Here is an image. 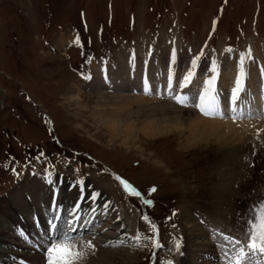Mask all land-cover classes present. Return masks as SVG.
<instances>
[{"label": "rangeland", "instance_id": "obj_1", "mask_svg": "<svg viewBox=\"0 0 264 264\" xmlns=\"http://www.w3.org/2000/svg\"><path fill=\"white\" fill-rule=\"evenodd\" d=\"M61 34L72 38L63 54L55 47ZM249 41L264 61V0H0V200L11 199L34 183L50 186L54 180L60 185L65 181L64 188L68 182L86 184L112 201L111 213L78 210L83 217L80 222L91 224L92 230L81 236L85 243L92 241L99 251L95 255L119 250L127 257L123 264H167L169 259L172 264H182L183 258L199 264L198 256L196 260L193 255L188 257L189 251L198 250L197 242L210 241L214 245L210 263L224 264L222 250L215 247L222 237L211 228L239 235L246 221L254 219V206L264 201V139L255 134L240 147L231 197L223 199L215 194L219 174L226 166L216 144L187 146L188 130L153 136L138 133L135 144H124L122 137L110 143L106 130L97 128L89 113L98 97L110 98L111 94L91 92V82L97 69L107 76L121 61L136 78L138 69L160 71L158 67L168 58L170 65L162 68L176 64L181 68L184 62L190 68L197 58L193 76L207 63L206 79L211 78L215 61L220 83L227 64L235 63L240 74L252 63L256 82H264L256 58L252 54L249 58L244 48ZM93 62L97 69L90 67ZM251 76L246 80H252ZM192 84L191 80L185 87L173 85V89L184 92ZM75 86L83 87L81 100L89 105L80 115L74 104H64ZM142 97L149 100L141 112L144 116L153 112L155 118H161L162 109L173 118L180 111L186 126L198 114L190 104L150 93ZM138 106L136 102L133 110ZM115 177L141 196L129 195ZM152 188L155 191L149 192ZM63 195L67 203V194ZM144 199L151 200V205H145ZM187 214L200 225L198 229L206 228L203 236L186 239L183 225ZM142 215L149 218L155 232ZM99 228L101 235L93 230ZM123 230L124 244L112 247V241H104L105 234L117 240ZM138 231L139 245L132 239ZM15 233L9 235L16 237ZM18 237L16 244L27 246ZM147 237L160 246L154 248ZM75 243L81 245V240ZM37 245L34 241L28 248L39 250ZM90 250L94 253L83 249L87 254ZM89 262L86 254L77 261Z\"/></svg>", "mask_w": 264, "mask_h": 264}, {"label": "bare ground", "instance_id": "obj_2", "mask_svg": "<svg viewBox=\"0 0 264 264\" xmlns=\"http://www.w3.org/2000/svg\"><path fill=\"white\" fill-rule=\"evenodd\" d=\"M176 34L178 36V31ZM177 39L179 40L178 37ZM71 40V36L61 34L55 43L57 51L63 54L64 51L67 50L66 47L70 45ZM177 47H179V42L177 43ZM244 48L250 51L256 58L259 74H264V61L260 57L255 45L251 44V41H249L244 45ZM164 60L165 61L158 67L160 71L155 72L153 67H151V71L148 72H139L138 69L136 78L133 77L132 73L126 67V64H123L122 61L119 66L113 67L112 70H108L107 76L102 75L103 70L97 69L94 62L91 63L90 67L92 65V69H97V72L93 75L95 78L91 82V92L95 91L100 93V95H105V92L109 91L111 95L110 98L108 95V98H106V96L98 97L90 113H88L93 119V122L98 125L97 128L101 127L106 130L110 143L122 137L124 144L126 142L135 144L138 142V133L146 136H153L158 133L172 132L173 130H180L182 133L185 130L189 131L188 134H190V139L188 140L187 146L203 142H213L217 145L218 149L221 150L222 154H224L225 164L223 166L226 165L225 170L219 174L220 179L216 184L215 194L223 197V199L225 197L229 198V196L231 197L230 190L232 184L235 182L237 173L234 165L240 147H242L245 140L255 136L257 129L260 130L259 137L264 139V82L257 83L253 77L255 74L254 71H257L254 64L248 63V66L244 67L242 75L243 88L240 90L237 100V113L243 108L245 112H251L252 118L238 119L233 122L229 108L232 100V91H230V88L235 85L238 68L235 63L227 64L226 69L222 72L221 83L216 80L214 90H209L208 96L205 98L207 101L209 98L214 97L218 110L224 111L226 116L225 118H220L219 115L205 116L194 106L193 100L195 99L196 102H199V93L203 90L202 88H205L204 80L207 77L208 64L206 63L203 67L198 68L195 76L192 77V86L186 88L183 92L181 89L172 88L170 90L167 86V79L169 73H171L173 85H178L177 81L179 80L177 77L182 79L188 72L189 68L185 64L186 62L183 63V67L181 68L178 64L171 68H162L166 65H170L169 58L168 62L166 59ZM247 61L248 60H246L245 63H247ZM234 75H236V77ZM250 75H252V80L247 81L246 76ZM145 79L148 82L149 89L156 88V90L145 91ZM82 90L83 87L81 86L73 87V90H70V92L66 94L64 101V104L68 106L74 104L79 115L82 110L89 109L88 102L81 100L80 93ZM217 91L218 94H214V92ZM177 92L187 96L189 98L187 104L194 106L198 110V114L191 118L189 117V123L186 126H184L182 122L184 121V116L179 114L181 113L180 111H177L178 114L173 118L164 114L162 109L161 118H155L153 112H149L145 114V116L144 114L141 115V112L144 111V106H149V100L144 99L142 96L150 93L152 97L156 98V96H159L160 98H170V100L172 99L176 102V100L173 99V95ZM110 100L111 104L108 103ZM136 102H139L140 106H138L135 111L132 106L135 105ZM106 107L110 108L109 112L106 111ZM133 117H135V120ZM63 179L67 180L66 177ZM63 182L64 183L61 185L65 184V181ZM51 184L52 185L48 186L46 184L34 183L29 188L19 191L13 198H4L2 201L0 200V246L4 245L6 247L4 249L0 248V264H42L43 261V264L45 263L44 252L41 245L43 244V239L46 238L44 237V232L47 220L51 215L50 206L53 202H55V205L59 209L61 208V210L67 211L63 214L65 216L72 210L77 202L80 204L79 211L91 210L100 215L113 211L111 207L112 201L107 198L106 195L101 196L99 194L94 199L90 198V194L92 192L98 193V190L93 191V189L90 186L87 187L86 184L85 187H83L82 183L73 185L74 183L68 182L65 188L63 187L64 185L61 186L55 180ZM71 185H73V188ZM84 191L85 193L83 196ZM63 193L67 194L68 198L65 199L67 203H64ZM93 207L94 209H92ZM194 221L192 216L188 214L185 216L183 226L186 229L187 237H185L188 241L196 237L199 238L205 234L204 229L206 228L198 229L200 225ZM88 222H80V235L85 231L92 230L91 224H88ZM33 226L35 227L33 228ZM93 230L94 233L96 231L98 235L102 234L100 228ZM196 230L198 234H194ZM10 232H16V237L9 235ZM125 234L126 230H123L117 240L105 234L106 239L104 241H107L106 243L112 241V247H118L124 244L125 239L123 237ZM18 236L22 237L27 246L22 248L16 244V242L20 241ZM34 241L35 245L38 244L37 247H39V250L33 249L32 252L28 247H30V244H34ZM99 241L100 240H97V242ZM94 242L96 241L94 240ZM209 242L206 241L202 243L200 241L195 243L198 250H190L188 257L193 255L192 257L194 258L196 255L198 256L197 260H200L197 263H210L211 261L208 257L214 253V245H210ZM221 243L222 239L216 240L215 247L217 251L221 250V248L218 247V244ZM77 246L79 247L80 244ZM108 246L110 245L108 244ZM24 248L25 250L21 252ZM16 250H18V252H16ZM96 252L99 251L94 250L93 253V251L90 250L88 254L85 252L90 264H123L124 260H126L125 258H127L126 255H123L119 250L109 251L105 254L101 253L100 255H95ZM186 252L188 251L185 250L184 252L183 250L184 254H186ZM200 253L201 255L199 256ZM189 262L185 258L182 259V264H191V262ZM76 264L78 263L76 262ZM253 264H255L254 261Z\"/></svg>", "mask_w": 264, "mask_h": 264}, {"label": "snow or ice", "instance_id": "obj_3", "mask_svg": "<svg viewBox=\"0 0 264 264\" xmlns=\"http://www.w3.org/2000/svg\"><path fill=\"white\" fill-rule=\"evenodd\" d=\"M227 51L231 52L232 50L228 49ZM248 56L250 58V51L248 52ZM174 57L175 50L172 51V58L174 59ZM240 59L242 62L244 59V53H241ZM191 64L192 67L188 69V72L181 80L177 81L178 86L181 88L191 82L195 73L197 58H193ZM211 71V78L204 81L205 90L199 93V102H196L194 99L193 104L205 116L219 115L220 118H225L226 113L218 110L214 97L209 98L207 101L205 99L206 96H208V91L214 90V82L218 72L215 61H213ZM242 75V72L237 75L235 87L232 89V100L229 108L233 122L238 119L252 118L251 112H245L243 108L237 113V100L239 92L243 88ZM167 86L170 90L173 88L171 73H169L167 79ZM149 90L148 82L145 79V91ZM173 99H175L178 104L187 106L189 98L177 92L173 95ZM259 133L260 130L257 129V136H259ZM13 172L15 173V169H13ZM115 179L119 180L125 192L129 195L135 197L141 196V193L125 180L120 177H115ZM151 191H155V189L152 188L149 192ZM98 195L99 193L92 192L90 198L94 199ZM143 203L145 205H151L152 201L144 199ZM50 207L51 215L47 220L44 232V237L46 238L43 239V244L41 245L46 258L45 264H76V262L85 255V252L83 251L84 248L92 250L95 248L91 240L85 243L82 240V236L79 234V228L81 227L80 221L83 219L78 211L80 204L77 202L66 216L62 214V210L55 205V202H53ZM253 211L254 219L250 218L246 221V227L239 235H229L217 231L214 227L211 228L214 235L222 237L223 242L218 244V247L222 250L224 264H253V261H255V264H264V201H260L258 207L254 206ZM117 219H119V217H117ZM141 219L147 221L148 227L155 232V226L151 224V221L147 216L142 215ZM147 238L151 239L154 248L160 246L154 238ZM78 239L81 240V245L79 247L75 243ZM132 239L137 245H139L141 239L139 231L134 237H132ZM179 246V242H177L176 247L179 248ZM167 264H172V261L169 260Z\"/></svg>", "mask_w": 264, "mask_h": 264}]
</instances>
